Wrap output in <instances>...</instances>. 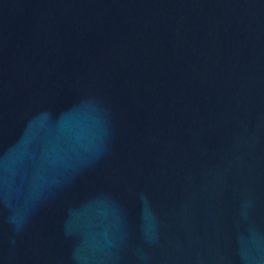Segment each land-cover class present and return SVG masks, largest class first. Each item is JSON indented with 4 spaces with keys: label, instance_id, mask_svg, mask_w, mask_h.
Masks as SVG:
<instances>
[{
    "label": "water",
    "instance_id": "water-1",
    "mask_svg": "<svg viewBox=\"0 0 264 264\" xmlns=\"http://www.w3.org/2000/svg\"><path fill=\"white\" fill-rule=\"evenodd\" d=\"M0 264H264V0H0Z\"/></svg>",
    "mask_w": 264,
    "mask_h": 264
}]
</instances>
